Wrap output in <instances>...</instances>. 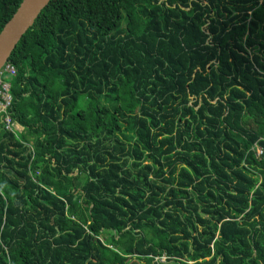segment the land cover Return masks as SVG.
<instances>
[{"label": "trees", "instance_id": "16d2710c", "mask_svg": "<svg viewBox=\"0 0 264 264\" xmlns=\"http://www.w3.org/2000/svg\"><path fill=\"white\" fill-rule=\"evenodd\" d=\"M6 61L0 264H264V0H48Z\"/></svg>", "mask_w": 264, "mask_h": 264}, {"label": "water", "instance_id": "95a60500", "mask_svg": "<svg viewBox=\"0 0 264 264\" xmlns=\"http://www.w3.org/2000/svg\"><path fill=\"white\" fill-rule=\"evenodd\" d=\"M48 0H20L0 28V67Z\"/></svg>", "mask_w": 264, "mask_h": 264}, {"label": "built area", "instance_id": "2783aa9c", "mask_svg": "<svg viewBox=\"0 0 264 264\" xmlns=\"http://www.w3.org/2000/svg\"><path fill=\"white\" fill-rule=\"evenodd\" d=\"M13 72V66L7 61L0 67V123L4 129L20 131L22 127L12 121L7 113V107L10 101L8 78ZM255 151L256 153H259L260 148L255 146ZM154 260L159 264V262L164 260V255L154 257Z\"/></svg>", "mask_w": 264, "mask_h": 264}]
</instances>
